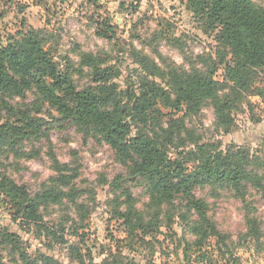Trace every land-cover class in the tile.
<instances>
[{"label": "rangeland", "instance_id": "obj_1", "mask_svg": "<svg viewBox=\"0 0 264 264\" xmlns=\"http://www.w3.org/2000/svg\"><path fill=\"white\" fill-rule=\"evenodd\" d=\"M251 2L264 10V0ZM29 29L41 33L44 49L76 90L92 85L91 70L81 64L83 54L104 59L102 68L113 67L117 75L111 81L123 93L149 77L138 56L165 74H190L209 70L217 51L214 32H204L187 0H0V42L9 36L18 39ZM149 79L167 85V78ZM213 79L223 81L222 69ZM256 80L263 88V70ZM249 101L252 106L244 103L232 114L234 126L227 132L217 125L210 101L197 113L159 105L156 119L162 128L173 121L184 126L168 146L169 157L180 158L178 153H186L193 143L222 152L235 145L258 155L263 168L254 171L264 178V101L255 96ZM24 116L39 125L37 132L14 148L11 142L0 145V178L33 198L54 189L60 200L39 204L38 220L28 223L15 219V209L0 189L4 263L19 264L17 252L3 240L2 234L9 233L31 258L48 255L61 264H264V200L252 187L245 186L241 196L224 186L192 189V196L207 206L209 222L197 245L200 237L191 225L198 217L182 194L170 204L154 206L148 185L133 174L131 163H123L91 128L39 102L35 90L22 97L0 93V125L23 126ZM60 175L70 178L69 184H62ZM250 219L256 220L257 232L249 230Z\"/></svg>", "mask_w": 264, "mask_h": 264}, {"label": "trees", "instance_id": "obj_2", "mask_svg": "<svg viewBox=\"0 0 264 264\" xmlns=\"http://www.w3.org/2000/svg\"><path fill=\"white\" fill-rule=\"evenodd\" d=\"M187 8L202 23L204 32H214L216 57L205 72L165 74L152 61L137 55L139 65L149 77L167 78V85L161 87L143 76L137 88L120 93L111 81L117 75L115 69L102 68L104 59L83 54L81 64L91 70L92 85L76 90L71 78L57 68L44 49L46 41L41 33L29 29L18 39L9 36L5 43L0 42V93L22 97L26 91L35 90L39 102L48 103L74 123L91 128L123 163H131L133 174L148 185L154 206L170 204L182 194L198 217L191 225L192 232L200 237L194 242L198 245L207 235L209 222L207 206L192 196V189L201 184L224 186L241 196L243 188L250 186L264 200V178L254 171L263 168V163L258 155L235 145L222 152L213 145L196 143L186 153H178L180 158L171 159L168 146L184 131V126L173 121L168 128H162L156 119L158 106L175 112L185 107L197 113L204 102L210 101L217 125L227 132L234 126L232 114L244 103L252 106L249 97L264 101V87L256 85L258 71H264V10L255 7L251 0H187ZM102 26L109 29L108 24ZM97 36L110 38L100 32ZM218 68L223 72L222 82L213 79ZM222 91L226 93L220 95ZM23 119V126L0 125V145L11 142L10 147L14 148L37 132L39 125L34 120L28 116ZM135 126L139 128L132 134ZM69 179L65 175L58 177L62 184H69ZM0 189L15 209V219L28 223L38 220L39 204L60 200V193L54 189L30 197L24 188L5 178H0ZM247 223L250 231L257 232L255 219ZM255 235L258 241L260 237ZM2 236L17 252L19 264H61L48 255L31 258L20 251L15 235ZM0 264L7 263L0 259Z\"/></svg>", "mask_w": 264, "mask_h": 264}]
</instances>
